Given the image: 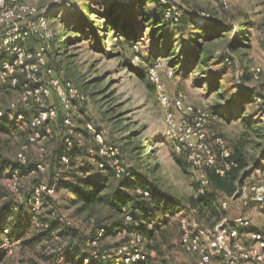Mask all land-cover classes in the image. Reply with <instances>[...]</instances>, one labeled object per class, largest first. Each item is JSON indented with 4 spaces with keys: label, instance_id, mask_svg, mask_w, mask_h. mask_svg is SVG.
Segmentation results:
<instances>
[{
    "label": "rangeland",
    "instance_id": "374dc122",
    "mask_svg": "<svg viewBox=\"0 0 264 264\" xmlns=\"http://www.w3.org/2000/svg\"><path fill=\"white\" fill-rule=\"evenodd\" d=\"M23 1L45 15L47 27L53 33L52 49L47 56L49 65L62 80L70 81L84 93L86 99L67 111L76 125L77 145L67 148L62 144L65 134L61 123L55 125L52 137L39 144H30L31 118L35 112L25 107V117L18 118L12 104L18 103L20 91L10 88L0 77V111L11 115L7 127H16L0 135L3 153L17 159V154L27 145L29 163H46L51 176L59 174L63 181L76 183L80 178L107 174L114 187L118 180L112 172H101L89 156L88 149L96 143L87 130V123H93L103 131L108 143L120 146L122 158L127 168L135 172V177L143 175L144 182L153 185V196L177 206L158 218L167 219L173 232L169 251L164 255L168 260L166 264H196V255L185 252L179 243L178 219L192 207L191 197L211 188L202 182L203 167L189 164L177 141L168 134L171 124L167 114L172 112L175 121L183 118V113L173 104L178 94L183 93L187 104L211 114L206 129L208 142L214 150L216 139L222 137L232 151L244 153L246 166L241 181L264 177V0H171L189 12L178 24L164 21L155 0H139L134 14H129L131 8H126L125 4L115 5L133 0ZM88 5L92 11H88ZM109 7H114L116 12L111 17H104ZM190 11L206 19L205 22L200 19L198 26L207 23V29L192 24ZM141 13L148 16L147 25L142 21ZM89 15L93 24H98V19L100 23L106 19V27L97 25L96 32L91 31L90 25L85 24ZM118 15L121 24L115 26L113 19ZM104 29L109 31L108 39L103 40ZM131 32L134 37L129 35ZM1 39L2 35L0 42ZM126 39L128 43L136 42L137 54L131 60L125 54ZM66 40L69 43L65 44ZM38 45V39L32 37L24 46L32 51ZM0 52L8 58L5 52ZM194 53H200L197 59L192 58ZM223 53H230L235 64L225 62ZM153 66L158 68L162 93L168 102L162 100L160 91L148 76L147 70ZM245 73L253 75L247 85L259 88L262 98L255 100L237 95ZM21 79L37 86L47 84L49 76L41 69L35 78L23 76ZM45 103L64 111L54 89L52 95L45 98ZM62 148L71 153L69 166L58 160ZM44 176L46 174L37 173L35 177H22L21 192L30 191L35 181ZM0 184L9 189L1 179ZM219 196L218 205L225 199L220 193ZM71 199L63 189L52 199L53 205H57L74 226L72 231L65 230L62 225L57 228L62 235H55L52 242L58 245L59 255L65 253L67 245L79 243V236L90 233L89 215L110 224V210L106 204L102 203L89 214L87 210L78 211L79 204L72 203ZM257 207L264 215L262 205L244 207L252 219V229L264 227V218L259 220L257 217ZM231 208L235 210V207ZM158 219H152L153 223H158ZM205 226L209 227L208 224ZM40 229L34 220L27 235ZM119 241L120 236L110 234L103 239V245L113 247ZM46 245L47 240L37 242L35 246L20 243L12 254L6 255L5 264H39L45 258L53 264L55 257L47 254ZM210 264H224V261L215 255Z\"/></svg>",
    "mask_w": 264,
    "mask_h": 264
},
{
    "label": "built area",
    "instance_id": "2783aa9c",
    "mask_svg": "<svg viewBox=\"0 0 264 264\" xmlns=\"http://www.w3.org/2000/svg\"><path fill=\"white\" fill-rule=\"evenodd\" d=\"M161 2L168 4L166 17L173 22L178 21L182 14L181 6L171 0H161ZM195 19L198 23L200 19L202 22L206 20L198 15ZM0 35H2L0 50L8 55V58L0 59V77L7 81L12 89L20 91L18 103L12 104L13 109L16 110L19 104L24 108H29L32 104L39 106L38 112L31 118L32 132L29 143L39 144L53 135L48 121L57 117L59 109L56 105L46 104L45 98H49L54 89L60 100L61 108L66 113L64 118L66 131L63 140L67 146H72L77 129L71 114L67 111L73 110L86 97L70 81L62 80L60 74H56L49 65L47 56L52 49L53 33L47 27L45 15L38 13L37 7L23 0H0ZM32 37L38 39L39 45L29 51L24 45ZM226 60L230 64L232 63L229 58ZM41 69H45L48 73L47 84L34 86L26 81L19 87L21 77L35 78ZM147 72L150 80L160 91L162 100L168 102L167 96L162 93L163 84L158 68L150 67ZM173 104L184 116L175 121L172 112L167 114V120L171 124L168 134L177 141L178 148L184 153L189 164L194 167H214L221 175H226L229 169L238 166V162L231 158V150L222 137L216 139L220 160H218L212 145L209 144L206 125L211 115L208 111L187 104L183 93L178 94ZM1 114L2 111H0ZM187 115H191L192 118ZM24 117V112L18 113V118ZM87 130L96 143V146L88 149L89 156L96 165L99 168H110L116 177L130 176L132 173L122 158L120 146L108 143L103 131L91 122L87 123ZM27 147L24 145L17 154V160L21 163L28 161ZM61 162L64 165H69V156L63 155ZM46 171V164L40 162L35 165L31 174L45 175ZM22 177L23 175L17 170L13 172L7 170L0 178L21 200L23 199L20 189ZM201 177L202 182L206 184L205 175L202 174ZM55 180L56 182L60 181L59 174L56 175ZM56 185L57 183H49L47 177L44 176L33 187L32 196L29 199L31 210L35 213L33 219L37 220V224L42 228L47 227L48 224L38 221L40 214H44L46 217L59 216L67 224L72 223L67 215L57 208L47 209L54 206L55 201L52 199L57 197ZM139 191L143 192L145 196H150L148 190L139 189ZM249 204L264 206V177L243 182L237 186L235 192L221 203L222 208L226 209L228 213L212 228L205 227L199 222L195 215V209L179 215L182 247L186 252L196 255V264H210L215 255L221 256L224 264H264V228L251 230L252 219L244 211V207ZM231 207H235V210ZM131 219V216H127V220ZM103 234L104 229H100L97 237L89 239V243L92 245L90 252L92 257L108 258L113 254L99 246V238ZM141 241L140 234H132L129 241L116 252L117 257L111 264L145 261L147 255L140 246ZM19 244L20 240L12 238L8 228L0 231V253L12 254ZM46 252L51 256L58 255L55 264H64V257L59 255L57 244L47 241ZM85 262H89V258H85ZM41 263L49 264L45 260H42Z\"/></svg>",
    "mask_w": 264,
    "mask_h": 264
},
{
    "label": "trees",
    "instance_id": "16d2710c",
    "mask_svg": "<svg viewBox=\"0 0 264 264\" xmlns=\"http://www.w3.org/2000/svg\"><path fill=\"white\" fill-rule=\"evenodd\" d=\"M155 1L161 8V16L163 17L164 21L169 24H178L184 21L185 15L189 13L183 10V8L181 7L182 14L180 19L176 22H173L165 15L168 9V4L161 2V0ZM139 2L141 1L133 0L127 3L117 2L115 5L122 6L123 4H125L126 8H131L129 14H134L138 10ZM91 9V5H88V11H92ZM115 12L116 11L114 10V7H109L104 13V17H111L115 14ZM90 16L91 15L86 17L87 19L85 24L90 25L91 31L96 32L97 25L106 27V19H102L101 23L98 19V24H93L90 22ZM190 16L191 22L195 27L207 29V23L198 26V21L195 19L197 14H191L190 11ZM118 18H120L119 15L113 19V25L115 24V26H120L121 21ZM141 18L142 21L146 22L147 25L148 16L144 15V13H141ZM186 23H188V21ZM69 28L70 27H67V29ZM108 31L109 30L106 29L103 30V40L108 39ZM202 32L207 33V31H196V33L198 34ZM129 35H132L134 37V32H131ZM96 36L98 35L96 34ZM64 43L67 44L69 43V41L66 40ZM126 43L127 48L125 50V54L126 56H128V60H131L133 56L137 54V51L135 49L136 42L128 43L126 39ZM199 55L200 53H196V55L194 53V55H192V58L197 59ZM222 56L225 62L227 61V58H229L231 61L233 59L230 53H223ZM1 58H4L3 54H0V59ZM231 64L235 63L232 62ZM250 74L245 73L241 77V81L238 85L239 90L237 92V95L242 96L243 98L249 97L254 98L255 100L260 99L262 98V92H260V89L257 87H249L247 85V82L253 80V75ZM23 83L24 82H22L21 79L19 87ZM30 108L36 113L38 112L39 106L32 104ZM25 110L26 108L19 106L14 111H17L16 113L18 116L19 112H25ZM64 112L65 111L63 110H59L57 117L54 120L48 121V125L51 126L52 131H54V127L57 123H61L64 130L63 134H65L64 118L66 113ZM10 118L11 115L9 114V112L2 111V114L0 115V135L11 131V129L13 128H16L15 126H12L11 129L7 127ZM62 144L65 147L69 148L77 145L78 141L74 139L73 145L67 146L62 138ZM215 151L218 160H220L221 157L218 145ZM70 154L71 153L65 151V149L62 148V150H60L58 154V160L61 161V157L63 155L69 156ZM231 158L238 162V166L229 169L226 175H221L216 171L214 167H203V174L205 175V178L207 180L206 184L209 185L211 190L204 191L197 197H191L190 199L192 207L189 209V211L195 209V215L199 219V222L203 226L208 224V228H212L224 215L228 213L226 209L222 208V202L219 205L217 203V200L220 197L219 193L221 195H224L226 199L235 192L238 184L243 183L241 179L243 176L242 171L246 166L245 155L244 153H242V151L241 153H239L231 150ZM35 165L36 164L29 163V161H27L26 163H21L17 159H13L5 155L3 153L2 147L0 146V178L7 170H10V172L17 170L21 173V175H23V177L28 175L35 177V175L31 174V171L34 169ZM97 168L101 170V172H112V175L118 180L116 185L113 187V184L109 182L107 174L99 175L96 178H80L76 183H74L63 181L61 177L60 181L56 182L55 177L57 174L51 176L48 172V169L46 171L47 181L49 183H57V191H60L62 189L66 190L70 194V197L73 198L71 199L72 203L79 204V207L77 209L78 211L87 210L89 214H92L94 212V209L102 203L106 204L108 206V209L110 210V224L103 223L89 215V218L87 220L92 226L90 233H87L86 235L82 234L81 236H79V243H72L67 245L65 253H60V255L64 257V264H111L115 261L117 257L116 252L119 250V248L123 244L127 243L131 235L135 233L140 234L142 237L140 246H142L143 251L146 253L147 259L145 261H139L135 263L122 262L121 264H166L168 260L164 257V255L166 251H169L170 242L173 238V232L169 227V221L167 219L159 220L158 218H160L161 215L167 214L171 210H175L177 206L170 205L169 203H164L162 200L157 199L156 196H153V185L146 184L144 182L143 175H137L135 177V172L131 168L129 170H131L132 174L125 177H116L114 175V172L108 167L99 168L97 166ZM40 180H36V183L33 186H35ZM139 189L148 190L150 192V196H145L143 192L139 191ZM32 191L33 187L30 191H22L23 199L21 200L14 192L6 189L3 185L0 184V231L8 228L12 238L19 239L20 243L24 246H35L37 242L42 243L45 240L53 241L55 235H62L57 229L61 225L65 230H74L73 223L69 225L66 222L62 221L59 216L46 217L44 216V214H40L38 216V221L44 222L48 224V226L45 228L41 227V231L36 232L30 236L27 235V230L29 229L31 224H34L33 216L35 215V213L31 210L29 203V199L32 196ZM53 208H57L58 210L57 205H54ZM27 211H29V214L27 213ZM127 216H131L132 219L130 221L127 220ZM155 218L158 219V223H153L152 219ZM212 219H214L213 222ZM163 225L164 227L162 228ZM178 227L179 243L182 247L180 239L181 229L179 219ZM100 229H104V234L99 238V246L102 249L108 250L109 252L113 253L111 257L96 258L92 257L90 254L92 245L89 243V239H94L95 237H97ZM251 230H253L252 227ZM176 233L178 234V230H176ZM110 234L120 236V241L117 242L113 247L103 245V239ZM182 249L184 250L183 247ZM6 255V253H0V264H5ZM54 257L55 260L53 264L56 263V257H58V255H54ZM85 258H89V262H85ZM44 260H46V258ZM39 264L42 263L40 262Z\"/></svg>",
    "mask_w": 264,
    "mask_h": 264
},
{
    "label": "crops",
    "instance_id": "0c3cea01",
    "mask_svg": "<svg viewBox=\"0 0 264 264\" xmlns=\"http://www.w3.org/2000/svg\"><path fill=\"white\" fill-rule=\"evenodd\" d=\"M257 210H259L258 212H257V217H258V219L259 220H262V217L264 218V215H263V210H261V208H258L257 207ZM261 216V217H260ZM264 221V220H263ZM264 228V227H263Z\"/></svg>",
    "mask_w": 264,
    "mask_h": 264
}]
</instances>
